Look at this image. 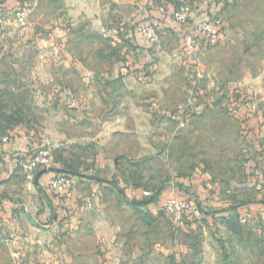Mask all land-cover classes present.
<instances>
[{
    "label": "rangeland",
    "instance_id": "1",
    "mask_svg": "<svg viewBox=\"0 0 264 264\" xmlns=\"http://www.w3.org/2000/svg\"><path fill=\"white\" fill-rule=\"evenodd\" d=\"M207 2L0 0V143L17 128H39L56 108L59 119L70 116L75 99L89 105L107 160L118 163L113 186L120 197L96 213L110 214L107 227L126 235L120 264H264V222L254 208L263 207L254 180L264 175V0L222 7V40L203 56L196 79V69L191 73L182 60L172 12L182 3ZM143 24L158 27L159 45L145 46L136 33ZM65 72L80 73L90 89L84 85L76 94ZM85 148L65 142L54 150L57 164L96 184L88 177ZM15 180L24 184L26 198L37 197L24 174ZM193 180L210 196L200 203L193 195L205 215L182 231L158 202L140 206L150 198L130 201L117 183L159 200L169 187L187 188ZM9 184L0 181V264H45L37 225L15 202H24L23 187Z\"/></svg>",
    "mask_w": 264,
    "mask_h": 264
},
{
    "label": "crops",
    "instance_id": "2",
    "mask_svg": "<svg viewBox=\"0 0 264 264\" xmlns=\"http://www.w3.org/2000/svg\"><path fill=\"white\" fill-rule=\"evenodd\" d=\"M228 2H232V0H228ZM210 7L209 2H207V5L204 3L195 7L194 19L196 21L207 19ZM150 50V48H147L143 53H149ZM63 76L67 86L74 90L76 94L83 92L84 85L86 91L90 89L86 86L88 83H84L81 79V74L78 72H65ZM78 100L75 99L77 104L74 109L71 108L72 110L69 111L70 116L60 115L62 119H59V112L56 108L53 115L46 117L45 122L39 128H17L10 134L6 142L0 143V156L2 158L0 181L2 183H8L9 181L11 183L9 184V189L12 190L19 191V187H23L21 190L23 198H25L24 202L19 199H16L15 202L26 208L30 222L32 221V223L37 225L34 229L41 238L42 248L50 247L54 255L58 256L59 261L57 259L58 262L56 264H63L64 262L67 264H120L117 255L124 252L121 239L123 240L126 235L121 233L122 229L116 227V230L119 229L117 232L107 227V223L112 221L110 214L96 213V211L106 210L109 205L112 206L115 203V196L120 197L113 186L116 184L113 179V172L118 168V163L111 159L107 160V156L101 147L100 141L103 137L101 130L97 126V118L90 111L88 104L86 106L82 102L81 105L83 106L80 107V100ZM89 117L91 118L89 119ZM85 119L86 121H82ZM67 141L76 145L85 144L87 173L90 176L92 172L93 176H91L97 178L99 182H96V184L92 182L84 183L78 177H75V191L71 195H58L48 186V177L53 174L43 172L39 174L36 188L33 190L37 197L26 198L28 194L24 184L20 185L15 180L23 175L19 167V159L31 156L37 149L44 146L55 150ZM59 166L57 168L60 170ZM117 183H119L118 188L123 187L126 189L124 194L130 197V201L132 199L138 203H143L144 191H140L135 186L127 187L125 182L117 181ZM194 185H196L195 180L188 182L187 186L192 193L200 195V203H202L201 199H204L206 203L207 199H209L207 194L210 196L208 190L199 185L196 188ZM99 188H102L101 191L103 192V197L100 201L102 203H96L92 211L79 212L82 201L88 196L90 197L92 192ZM179 190L177 186L175 188L169 187L160 195L159 200L156 197H150L147 202L140 206L150 207L157 202L161 205L165 199L172 196L173 191L178 192L184 198L188 197ZM16 203L14 206H17ZM213 205L215 204L213 203ZM34 207L37 208L36 212L38 211V213L33 211ZM254 208L261 210L259 206ZM114 234L117 235V246H113L112 239ZM111 255L116 257H111ZM147 264L152 263L149 261Z\"/></svg>",
    "mask_w": 264,
    "mask_h": 264
},
{
    "label": "built area",
    "instance_id": "3",
    "mask_svg": "<svg viewBox=\"0 0 264 264\" xmlns=\"http://www.w3.org/2000/svg\"><path fill=\"white\" fill-rule=\"evenodd\" d=\"M228 0H209L210 12L207 19L196 21L194 14L196 9L193 5L182 3L172 12L173 22L180 30V35L183 43L182 60L187 65L189 71L193 73L196 69L195 76L197 75V66L199 65L203 56L211 49L218 47L222 40L221 27L219 26V12ZM164 13V9L162 10ZM1 15V14H0ZM25 18L23 14L18 13V25H24ZM136 33L145 42L147 47H154L160 43V32L157 26L152 24H143L136 27ZM89 78H94L93 75ZM195 80V78H194ZM197 86V82L193 83ZM234 92H238L234 89ZM195 94L191 97L193 101ZM192 103V102H191ZM77 101L73 100L70 108L76 107ZM184 122L182 126H184ZM6 142V141H5ZM19 167L22 170L26 187L28 189H35L37 178L41 173H49L48 186L58 195H71L75 191V180L66 172H56L59 170L55 152L52 148L44 146L37 149L31 156L21 157L18 161ZM93 173L88 176L90 179L99 182L97 178L92 177ZM92 175V176H91ZM254 188L262 198L261 210L258 212L260 220L264 222V175L254 180ZM144 197L152 196L150 193L144 191ZM102 200V194L99 189L92 192L90 197L82 201L80 208L92 210L96 203ZM162 210L169 218L172 226L176 230H186L187 227L195 220H200L204 217L203 211L199 200L196 197L184 198L178 192H174L171 197L165 199L162 204ZM243 221H248L249 210L243 215ZM43 256L45 264H56V256L50 247L43 248ZM67 264V263H63Z\"/></svg>",
    "mask_w": 264,
    "mask_h": 264
},
{
    "label": "trees",
    "instance_id": "4",
    "mask_svg": "<svg viewBox=\"0 0 264 264\" xmlns=\"http://www.w3.org/2000/svg\"><path fill=\"white\" fill-rule=\"evenodd\" d=\"M227 4V2H226ZM226 6V5H225ZM66 173L68 175H70L71 177H73L75 179V177H81V173H79L78 171L77 172H74V171H66ZM177 188H179L181 190V192H183L182 194L185 195V196H188V197H195L193 195H195L194 193L191 192V190L187 187H184L183 185L180 186V185H177ZM150 198V197H149ZM155 203V201H153Z\"/></svg>",
    "mask_w": 264,
    "mask_h": 264
},
{
    "label": "water",
    "instance_id": "5",
    "mask_svg": "<svg viewBox=\"0 0 264 264\" xmlns=\"http://www.w3.org/2000/svg\"><path fill=\"white\" fill-rule=\"evenodd\" d=\"M56 172H61V170H55ZM39 178V177H38ZM38 178H37V181H38Z\"/></svg>",
    "mask_w": 264,
    "mask_h": 264
}]
</instances>
